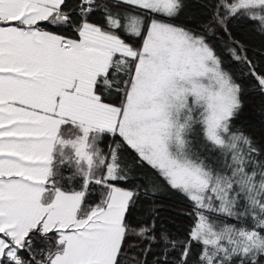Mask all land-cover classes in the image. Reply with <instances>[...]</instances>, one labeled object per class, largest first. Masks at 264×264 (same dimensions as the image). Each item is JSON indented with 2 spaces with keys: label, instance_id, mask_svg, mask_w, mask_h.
I'll return each instance as SVG.
<instances>
[{
  "label": "snow or ice",
  "instance_id": "1",
  "mask_svg": "<svg viewBox=\"0 0 264 264\" xmlns=\"http://www.w3.org/2000/svg\"><path fill=\"white\" fill-rule=\"evenodd\" d=\"M0 264H264V0H0Z\"/></svg>",
  "mask_w": 264,
  "mask_h": 264
},
{
  "label": "trees",
  "instance_id": "2",
  "mask_svg": "<svg viewBox=\"0 0 264 264\" xmlns=\"http://www.w3.org/2000/svg\"><path fill=\"white\" fill-rule=\"evenodd\" d=\"M237 31H242V25H235ZM249 31V30H244ZM251 40L253 47H259L261 44V39L259 36L248 37ZM251 55V53H250ZM248 104L252 105L256 102L253 96H249ZM169 207L171 208V212L165 213V217L168 219L169 226L175 225L176 228H186L190 225V220L184 215H178L177 213H186L189 209L187 207V201H185L182 197L177 195H169L168 197ZM175 230V229H174Z\"/></svg>",
  "mask_w": 264,
  "mask_h": 264
}]
</instances>
